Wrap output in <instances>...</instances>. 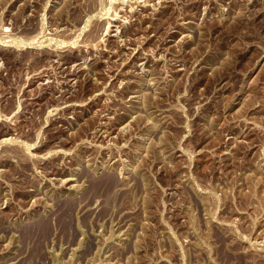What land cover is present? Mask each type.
I'll list each match as a JSON object with an SVG mask.
<instances>
[{
    "label": "rangeland",
    "instance_id": "374dc122",
    "mask_svg": "<svg viewBox=\"0 0 264 264\" xmlns=\"http://www.w3.org/2000/svg\"><path fill=\"white\" fill-rule=\"evenodd\" d=\"M0 264H264V0H0Z\"/></svg>",
    "mask_w": 264,
    "mask_h": 264
},
{
    "label": "bare ground",
    "instance_id": "6f19581e",
    "mask_svg": "<svg viewBox=\"0 0 264 264\" xmlns=\"http://www.w3.org/2000/svg\"><path fill=\"white\" fill-rule=\"evenodd\" d=\"M109 27V26H108ZM118 30V29H117ZM113 32V31H112ZM128 40V39H127ZM122 43V42H121ZM117 131H119V130H117ZM108 133V132H107ZM119 133V132H118ZM106 135V134H105Z\"/></svg>",
    "mask_w": 264,
    "mask_h": 264
}]
</instances>
